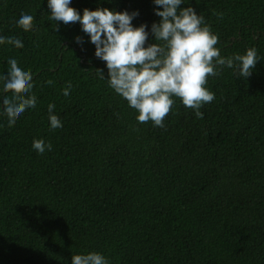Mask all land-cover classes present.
Here are the masks:
<instances>
[{"label": "trees", "instance_id": "1", "mask_svg": "<svg viewBox=\"0 0 264 264\" xmlns=\"http://www.w3.org/2000/svg\"><path fill=\"white\" fill-rule=\"evenodd\" d=\"M69 6L81 16L136 12L144 46L157 43L151 28L163 9L154 0ZM186 7L218 36L222 57L255 48L258 61L247 78L217 66L203 118L172 97L157 127L139 123L109 86L79 22L51 20L48 0H0V37L24 45L0 44V78L16 59L37 98L9 127L3 98L12 93L0 79V264H72L90 252L107 264H264V0H183ZM21 14L33 17L30 31L18 26ZM49 104L62 124L54 130ZM40 139L50 151L32 147Z\"/></svg>", "mask_w": 264, "mask_h": 264}, {"label": "clouds", "instance_id": "2", "mask_svg": "<svg viewBox=\"0 0 264 264\" xmlns=\"http://www.w3.org/2000/svg\"><path fill=\"white\" fill-rule=\"evenodd\" d=\"M70 3L71 0H48L50 19L65 25L80 23L95 45V56L106 62L109 86L136 110V119L142 124L152 121L154 126L164 127L163 120L174 104L172 97L195 110L197 118H203L199 109L214 99V93L205 85L209 76L218 75L217 66L238 67L237 75L247 78L258 61L255 48L248 49L244 55L222 57L215 47L218 36L209 26H202L204 17L198 16L193 8H180L183 0H154L163 10L156 11L161 21L151 28L157 43L148 47L144 46L148 39L146 26L132 25L138 13L98 8L94 11L84 9L81 16ZM17 23L25 32L30 31L33 17L21 14ZM55 30L58 31L57 23ZM4 43L16 48L24 46L20 39L0 37V44ZM8 64L7 76L0 79L4 81L3 92L12 93L11 97L5 95L3 98L8 126L12 127L26 109L36 107L37 98L31 94L32 73L19 67L16 59L8 60ZM97 72L103 79V71ZM70 88L71 83L63 90L64 96L70 94ZM54 107L48 105L53 130L62 127L59 118L51 114ZM32 147L43 154L46 148L50 151L52 145H45L40 139L34 140ZM72 264H107V261L103 255L90 252L73 255Z\"/></svg>", "mask_w": 264, "mask_h": 264}]
</instances>
